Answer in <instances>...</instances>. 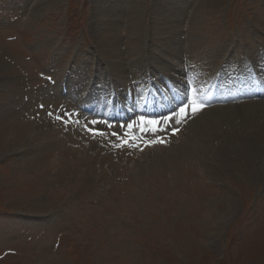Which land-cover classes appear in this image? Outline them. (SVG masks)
<instances>
[{
	"label": "rangeland",
	"instance_id": "1",
	"mask_svg": "<svg viewBox=\"0 0 264 264\" xmlns=\"http://www.w3.org/2000/svg\"><path fill=\"white\" fill-rule=\"evenodd\" d=\"M187 57L198 86L200 65L216 64L208 100L236 85L264 95V78L244 81L264 77V0H0V264H264V97L206 108L170 132L179 110L171 125L159 118L179 99ZM238 60L251 69L244 82L234 70L213 85ZM145 70L155 74L152 101L133 99L130 118L133 106L120 107L132 105L131 81ZM200 92L189 97L198 103ZM105 109L126 118L118 125L138 119L143 136L151 124L140 118L158 119L174 143L133 169L135 151L109 133L78 146L84 117L111 132ZM66 113L78 117H68V134L57 119ZM220 120L207 145L216 157L200 144L197 159L176 152L195 127Z\"/></svg>",
	"mask_w": 264,
	"mask_h": 264
},
{
	"label": "bare ground",
	"instance_id": "2",
	"mask_svg": "<svg viewBox=\"0 0 264 264\" xmlns=\"http://www.w3.org/2000/svg\"><path fill=\"white\" fill-rule=\"evenodd\" d=\"M165 42V41H164ZM171 49H173L172 47H171ZM181 63H177V65H180ZM176 65V66H177ZM220 65V64H219ZM201 67H200V71H198V72H203V76H202V81L200 82V84H199V86H198V88H199V90L201 89L202 91H204V88H205V86L207 87V84L208 83H212L210 80L211 79H209L210 78V76L213 74V72H212V69L213 68H215L216 67V64L214 63V64H212V65H200ZM175 67V66H174ZM179 69V68H178ZM220 69V68H219ZM215 70V69H214ZM174 71H176V70H174ZM219 71V70H218ZM196 72V71H195ZM216 72V71H215ZM214 72V73H215ZM202 74V73H201ZM217 74H218V72H217ZM229 74V73H228ZM153 75H155L154 73H153ZM198 75V74H197ZM200 75V74H199ZM172 76H173V74H172ZM201 76V75H200ZM175 77V76H174ZM217 77V76H216ZM216 77H215V81H217V79H216ZM143 78V75H142V77H141V79ZM146 78H147V76H146ZM147 80V79H146ZM186 80V79H185ZM214 83V82H213ZM260 83H262V81L260 82ZM259 83V84H260ZM146 84V83H145ZM216 83H214L213 85H215ZM264 84V83H263ZM133 85H135V84H133ZM235 85V84H234ZM234 85H231L232 87H234ZM211 86V85H210ZM221 86V85H220ZM166 87V86H165ZM213 87V86H212ZM231 87V88H232ZM218 88V87H217ZM220 88V87H219ZM135 90H134V92H137V93H139L140 95H142V97L144 96L143 94H142V92H144L145 93V89L144 88H139V85H137V87H135L134 88ZM169 90V89H168ZM168 90H166V91H168ZM172 90V89H171ZM136 93V94H137ZM218 93L219 92H214L213 93V95H211V97H219L218 96ZM235 93H238V91H234V94ZM199 96H201L200 94H199ZM210 97V98H211ZM55 98H57V97H55ZM200 99H203V97H201ZM205 99V98H204ZM128 106H126V108H127ZM131 108V107H130ZM177 112V111H176ZM175 113H173V115H174ZM206 115H209V114H206ZM220 117V116H219ZM165 119V118H164ZM205 119V118H204ZM203 120V118H200V117H198L197 119H196V121H194L192 124H190V126H188L187 128H186V131L188 132V131H190L191 130V126H193V125H195L196 123H198L199 124V122H201ZM221 121V122H220ZM220 121H217V122H214V124H213V122L211 123V125L209 126V128L207 129V131H204V132H199L197 129H198V126H197V128L195 127V130H192V133H193V137L192 138H196V139H192L190 142H189V144H187L186 146H184L182 149L180 148V150H176V152L178 153V151H181V152H187V154L190 156V158L191 159H197V158H199V157H201L202 155L201 154H197V150H198V147H199V145L198 144H200L205 150L203 151L204 152V154H205V152H206V154L207 155H214L215 154V152H216V149H217V147L216 146H214L213 148L214 149H210L209 150V148L207 147V145H213V143H215L214 142V140L213 139H215L214 137H209V136H211L212 134L211 133H209V132H211L212 130H213V128H217L218 129V127L221 125V123H222V121L223 120H220ZM203 122V121H202ZM208 123V122H207ZM210 123V122H209ZM161 125V124H160ZM239 125V124H238ZM232 126V125H231ZM194 128V127H193ZM222 127H220V129H221ZM190 129V130H189ZM219 129V130H220ZM223 129H225V128H223ZM229 129V128H228ZM206 130V129H205ZM185 131V132H186ZM228 131V130H227ZM197 132H199V133H197ZM225 132V131H224ZM231 132V131H230ZM191 133V132H190ZM223 133V132H222ZM232 133V132H231ZM73 134H75V133H73ZM198 134H199V136H198ZM184 135V137L187 135L186 133H184L183 134ZM230 135V134H229ZM198 137V138H197ZM183 138V137H182ZM235 138V137H234ZM184 140V139H183ZM179 142V141H178ZM212 144H211V143ZM177 143V142H176ZM216 144V143H215ZM177 145V146H176ZM181 145V146H180ZM175 144L174 145V147L173 148H170V146H169V149L167 148V147H165V148H167L168 149V151H171V150H173V149H175V148H179V147H182V144ZM218 145V144H217ZM250 146V145H249ZM247 147V146H246ZM154 148V147H153ZM153 148H151L152 150H153ZM188 148H191L190 150H188ZM150 149V150H151ZM164 148H160L159 150H163ZM219 149V148H218ZM231 149V148H230ZM158 150V155L160 154L161 155V153H166V150L165 151H159ZM185 150V151H184ZM148 151V150H147ZM147 151H145L144 153H146ZM219 151V150H218ZM257 151V150H256ZM172 153H173V151H171ZM259 152V151H258ZM143 153V154H144ZM184 153V154H185ZM243 153V152H242ZM143 154L140 156V157H142L143 156ZM169 154H170V152H169ZM174 154V153H173ZM258 154V153H257ZM259 154H260V152H259ZM258 154V155H259ZM178 155V154H177ZM176 155V156H177ZM180 155V154H179ZM181 155H182V153H181ZM192 155H196V157H192ZM134 156H136V155H134ZM165 156H167V153H166V155ZM184 156V155H183ZM183 156L182 157H180L179 156V158H183ZM254 156V155H253ZM139 157V158H140ZM172 157H173V155H172ZM185 157H186V155H185ZM214 157H216V155H214ZM139 158H137L136 160H134V158L132 159V162L130 163V166L129 167H131V169H133L136 165H137V163H138V159ZM159 158V157H158ZM165 158V157H164ZM177 158V157H176ZM134 160V161H133ZM169 160V159H168ZM180 160V159H179ZM140 161V160H139ZM156 161V160H155ZM173 161V159H171V162ZM188 161V160H187ZM222 161V160H221ZM159 162H162V160L161 161H159ZM189 162H190V160H189ZM203 162V161H202ZM157 163V162H156ZM176 163V162H175ZM205 163V162H204ZM215 163V162H214ZM251 163H252V161H251ZM168 164H169V162H168ZM212 164H213V162H212ZM159 166V165H158ZM208 166H209V164H208ZM210 169V168H209Z\"/></svg>",
	"mask_w": 264,
	"mask_h": 264
},
{
	"label": "snow or ice",
	"instance_id": "3",
	"mask_svg": "<svg viewBox=\"0 0 264 264\" xmlns=\"http://www.w3.org/2000/svg\"><path fill=\"white\" fill-rule=\"evenodd\" d=\"M41 107H43V105H41ZM206 107V105L202 104V103H197L195 100L191 103V105L185 104L183 106H181V108L179 109L180 114L183 117H187L189 114V110L192 113L198 112V111H202L203 108ZM49 115H52V113H49ZM67 117L71 118V113H66L65 114ZM57 119L63 121V122H67L64 120V117H57ZM141 122L144 123L145 125L147 124H151L153 125V128L157 131H159V125L162 123L160 120H146L143 116L140 118ZM168 120V124L171 125L173 122H175V116L174 115H169V117L167 118ZM93 124L98 123L97 121H93ZM105 124H108V122H105ZM87 131H89L93 136L95 135H105L104 132H101L97 129H93V128H87V126L85 125ZM128 127H135L134 125H128ZM177 131L176 129H173V132ZM112 136H116L120 139V143L118 145H116L117 147H125L128 146L130 143H133V140L130 139H125L124 136H126L127 134L125 133L124 136H121L119 133L113 132L111 134ZM163 139H156V140H152L149 141V143H163Z\"/></svg>",
	"mask_w": 264,
	"mask_h": 264
}]
</instances>
